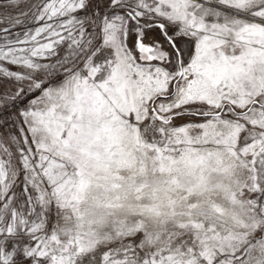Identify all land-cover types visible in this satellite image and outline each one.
Returning <instances> with one entry per match:
<instances>
[{
	"label": "snow or ice",
	"instance_id": "6c2138e0",
	"mask_svg": "<svg viewBox=\"0 0 264 264\" xmlns=\"http://www.w3.org/2000/svg\"><path fill=\"white\" fill-rule=\"evenodd\" d=\"M0 264H264V0H0Z\"/></svg>",
	"mask_w": 264,
	"mask_h": 264
}]
</instances>
